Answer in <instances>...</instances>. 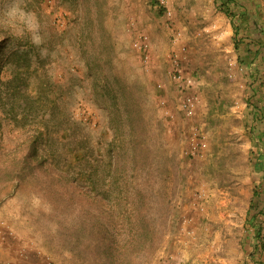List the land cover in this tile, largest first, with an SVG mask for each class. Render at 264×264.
<instances>
[{"label":"rangeland","instance_id":"374dc122","mask_svg":"<svg viewBox=\"0 0 264 264\" xmlns=\"http://www.w3.org/2000/svg\"><path fill=\"white\" fill-rule=\"evenodd\" d=\"M157 1L21 0L42 26L43 59L0 27L1 59L26 53V92L43 101L26 105L23 129L0 120V264H264L252 238L264 225V0H232L258 45L252 64L221 0ZM104 84L125 89L103 96ZM193 93L186 117L177 103ZM131 97L143 124L114 131L107 105ZM194 127L204 145L188 156Z\"/></svg>","mask_w":264,"mask_h":264},{"label":"trees","instance_id":"16d2710c","mask_svg":"<svg viewBox=\"0 0 264 264\" xmlns=\"http://www.w3.org/2000/svg\"><path fill=\"white\" fill-rule=\"evenodd\" d=\"M221 5V11L224 12L227 16H229L230 18V22L231 25H233L234 27V31H235V35H236V41H235V48L236 46H238V44H240V41H243L242 38H247V26L249 24H247L246 26V15L244 10H240L238 12H235V14H233L231 12V8H232V4L233 1L232 0H221L220 1ZM252 26L254 28H256L258 30V32H260V25L256 24V23H252ZM243 29V35H239L240 31ZM245 38V39H246ZM248 42V43H247ZM242 44V43H241ZM243 45H247L248 46V50L245 53H248L249 56L251 55V59H250V63L252 64V62H254V58H256L257 53H259V51H257L258 49V45L257 47L255 45L251 46V43H249V39H247V41H244ZM252 48V49H251ZM257 48V49H256ZM238 49V48H237ZM0 55H1V50H0ZM27 54L26 53H16L15 51H12L10 53H8L5 57H3V59H1L2 57H0V68L2 66V64H8L11 63L12 64V68L8 73V77L5 79H0V120L2 121H13L15 128H19L21 127V129H23L24 127L23 124H27V120L24 121L27 117V115H29V112L26 108V105L28 106L29 103L33 102H43L41 100V98L36 97V98H30L29 99V94H27L26 92V85H25V78L23 76H21L23 74V70L26 68L25 65V61L27 59ZM254 59V60H253ZM1 71V70H0ZM104 90V94L101 95H108L109 91L111 90L110 93H112L115 89L116 93H123V90L125 88H123L121 85H113V84H104L101 86ZM257 90V89H256ZM18 106H23V108L20 110L21 113H16L15 112V108ZM31 106V104H30ZM109 108H111V110L109 111V114L111 112V117L109 116V124L112 125L113 130H117L119 128H125L124 126L127 124V128L129 130H131L130 128L133 129V124L132 119L136 122V123H140L143 124V115H142V111L141 109L134 104V99L133 97H131V100H126L125 102H121V103H112L107 105ZM51 112H53L54 107L50 106ZM258 111V110H256ZM115 113V115H114ZM4 116H3V115ZM19 114V117H18ZM131 114L133 115V117H131ZM114 115V116H113ZM126 116V117H125ZM65 119H63L64 123ZM47 123L45 124L48 125L50 128L56 127L58 125V120L55 119H48V121H46ZM67 122V121H65ZM25 130V129H24ZM24 132V131H23ZM123 136V135H122ZM27 139V138H26ZM141 145V142H134V145L131 149V151L136 147ZM22 146H27L29 149V158L33 159V160H38V153H36V150H34V152L32 151L33 148H35V143L32 139H29V144L28 143H24ZM26 147V148H27ZM38 148V147H37ZM135 150H133L134 152ZM263 155V151L259 154V159H257V168L258 169H262L264 171V164L261 163L262 159L261 156ZM26 159V154L22 157L21 160ZM70 160H75L77 163H82V164H89V156L85 154V158L82 157V155H76L75 152L71 154V157L69 158ZM259 222L256 223V227L253 228V237L255 239L254 243V248L259 246V247H263L264 248V239L262 237V233L264 231V225L261 226Z\"/></svg>","mask_w":264,"mask_h":264},{"label":"clouds","instance_id":"9594fccd","mask_svg":"<svg viewBox=\"0 0 264 264\" xmlns=\"http://www.w3.org/2000/svg\"><path fill=\"white\" fill-rule=\"evenodd\" d=\"M0 27L10 30L17 40H22L27 35L31 43L40 48L41 58L46 57L47 49L41 47L45 44V39L40 21L34 13L25 10L21 0H11L0 15Z\"/></svg>","mask_w":264,"mask_h":264},{"label":"built area","instance_id":"2783aa9c","mask_svg":"<svg viewBox=\"0 0 264 264\" xmlns=\"http://www.w3.org/2000/svg\"><path fill=\"white\" fill-rule=\"evenodd\" d=\"M161 6L166 7L167 5V0H158L157 1ZM167 8V7H166ZM167 14H170L169 11H167ZM133 46L142 51H146L149 44H148V39L147 35L144 32H139L136 35V38L133 41ZM172 61L175 63V66L177 67V57L176 55L172 59ZM171 78L175 81L178 82V86H182L180 84V80H182V74H181V69L180 68H175L171 74ZM184 82L187 84L190 82L189 78H184ZM160 86V84H158ZM164 100H160V105L162 107H165V112L168 114V109L164 105ZM198 103L196 93H193L189 96H185L181 98V100L177 103V109L180 111L184 116L190 117L194 114L195 109H196V104ZM172 116V115H171ZM203 135L201 132L198 131L196 127L191 131L189 134V137L187 139V143L185 147L182 149V152L185 155L188 156H194V155H199L200 150L202 149V146L204 145V141L202 140ZM262 237L264 239V231L262 233Z\"/></svg>","mask_w":264,"mask_h":264},{"label":"crops","instance_id":"0c3cea01","mask_svg":"<svg viewBox=\"0 0 264 264\" xmlns=\"http://www.w3.org/2000/svg\"><path fill=\"white\" fill-rule=\"evenodd\" d=\"M242 40H243V41H247V39H245V38H242Z\"/></svg>","mask_w":264,"mask_h":264}]
</instances>
